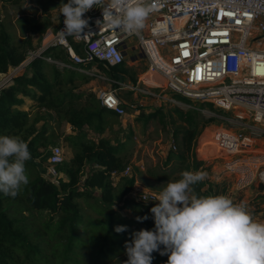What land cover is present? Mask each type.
I'll use <instances>...</instances> for the list:
<instances>
[{"label":"trees","instance_id":"obj_1","mask_svg":"<svg viewBox=\"0 0 264 264\" xmlns=\"http://www.w3.org/2000/svg\"><path fill=\"white\" fill-rule=\"evenodd\" d=\"M20 1L0 0V14L5 3ZM18 24L27 36L15 40L0 20V78L35 51L31 35L37 37L39 45L46 29L54 26L50 17L34 15L21 16ZM44 54L53 59L66 58L59 47L48 48ZM23 70L0 91V136L19 137L28 144L32 157L25 162L28 185L22 186L15 198L0 193V264H123L128 258L124 245L131 239V233L153 229L154 219L150 211L153 206L131 198L134 176L121 175L120 181L114 183L116 175L112 173L124 168L121 153L125 143H113L103 133L116 114L103 107L93 93L87 95V101L77 105L85 92L75 91L74 79H86L77 71L59 69L41 58L33 59ZM123 70L122 65L108 69L115 77V73ZM29 87L36 91H29ZM18 95L28 96L37 106L63 114L72 129L78 131L73 141L75 153L57 165L60 189L43 176L44 166L32 161L39 157L46 161L49 154L44 155L39 150L41 146L48 148L50 143H47L44 123L37 127L41 121L39 115L16 107L21 103ZM177 99L191 103L180 96ZM203 104L212 107L210 103ZM175 111L186 124L176 129L180 152L174 158L170 150L162 166L156 163L147 167V175L152 178H159L158 168L163 169L174 160L182 166L193 152L197 123H193L189 113ZM89 130L99 134L97 139L87 137ZM193 160L195 170L203 164L194 157ZM185 167L188 170V165ZM205 182L193 185L198 195L207 196L213 190L208 185V189L202 191ZM77 199H93L95 204L88 206L94 208L98 216L82 215ZM126 209L131 211L130 216L121 213ZM145 215L149 218L143 222L136 219ZM118 225H126L127 231L115 232ZM152 256V264H166L168 260L159 252H153Z\"/></svg>","mask_w":264,"mask_h":264},{"label":"built area","instance_id":"obj_2","mask_svg":"<svg viewBox=\"0 0 264 264\" xmlns=\"http://www.w3.org/2000/svg\"><path fill=\"white\" fill-rule=\"evenodd\" d=\"M150 3L153 11L143 27L131 34L97 25L96 21L103 20V16L100 9L93 8L84 14L89 25L81 35H61L65 28V17L61 14L57 25L48 27L42 35L39 47L0 78V91L35 58L88 73L87 68L94 64L109 69L122 65L126 57L137 62L140 58L135 54L129 56L128 51L138 48L146 68L137 85L127 88L145 93L139 83L159 86L191 103L238 109L239 118L247 113L256 122L263 120L264 0H150ZM128 40L134 44L126 46ZM51 47L63 49L69 62H58L45 55ZM145 77L159 81L147 83ZM96 97L116 116L122 118L126 114L115 89H100ZM202 137L194 141V158L203 163L206 159L199 152L207 143H201ZM254 140L249 134L218 128L210 137L209 148L217 153L213 158L235 157L224 166L228 175H235L237 189L254 183L262 186L260 193L264 194V153L256 152ZM64 160L62 147L52 146L43 176L58 183L57 165ZM129 170L130 166H126L119 172L127 176ZM130 195L142 203L155 202L144 201L143 195L148 199L157 197L135 184Z\"/></svg>","mask_w":264,"mask_h":264},{"label":"rangeland","instance_id":"obj_3","mask_svg":"<svg viewBox=\"0 0 264 264\" xmlns=\"http://www.w3.org/2000/svg\"><path fill=\"white\" fill-rule=\"evenodd\" d=\"M60 3L59 0H21L18 4L5 3L2 7L0 20L4 28L13 38L20 40L27 36V33L18 24L21 16L34 15L36 17H50L52 24L55 26L61 15L58 9ZM31 38L33 44L38 48L37 37L31 35ZM133 44L134 42L130 40L126 42V46ZM134 54L140 60L134 62L126 57L124 61L126 67H123L124 70L114 74L117 78L112 76L108 69L99 63L89 66L87 68L88 73L80 72L81 75L86 76V79H74L72 87H80L86 94V96H82L79 99L77 105L87 101V95L91 93L96 95L100 89H115L117 94L125 101L124 108L126 114L123 118L115 116L116 118L113 119L111 128L105 131L103 136L111 138L113 143L117 141L125 143V149L121 153V157L125 160L123 163L124 168L130 166L127 175L135 177V186L140 187L143 191L155 193L158 196L161 189L166 186L164 183L168 180L176 181L180 179V173L186 170L185 166L188 165V171L196 172L203 170L207 173V177L203 180L206 181V185L202 187V191L208 189V185H210L215 190H212L210 195L224 194L235 203L243 202L254 219L264 221V194L260 193L262 186H257L252 183L247 187L237 189L234 182V179H236L235 175H228L226 167L224 166L226 161L235 157L213 158L217 153L211 151L209 148V140L213 132L218 128H224L237 134L251 135L255 138L254 148L256 152L264 153V119L256 122L247 113H243V117L239 118L237 116L238 109L224 110L215 106L202 105L199 102L185 103L177 99V95L169 91H164L159 86L142 85L139 83L138 86L140 89L147 93H143L141 90L133 91L127 88V86H136L140 74L142 75V72L146 68L145 58L143 60L141 59L142 56L138 48H135L134 51H128L129 56ZM56 60L58 62H69L67 58L62 57ZM46 63L55 64L59 69L65 68L54 62L46 61ZM145 80L151 84L153 82L158 83L159 81V79L152 80L146 77ZM28 90L36 91L32 87H29ZM18 96L20 97L22 95ZM175 110L181 111L184 115L189 113L192 116L193 123H197L195 140L203 136L201 143H207L206 146L202 147L203 153L199 152V156L204 157L206 161L196 170L193 169V157L196 147L193 145V153L188 155L189 159L187 162H183L181 166L178 160H174L167 167L164 166L163 169H159L156 166L158 171H160V176H158L159 178H152L147 175V167L153 166L156 163H160L162 166L170 150L173 152L174 158L180 152L179 135L176 133V129L186 124L179 120ZM26 111L30 114L36 113L39 115L41 121L37 123V127L39 128L44 123V127L47 129V143H50V145L48 148L41 146L39 151H43V154L46 155L49 154L52 146L58 145L62 147L65 159H69L75 153L76 147L73 144L74 136L70 132H66L68 125L63 114L43 109L33 101ZM87 137L89 139H97L98 135L92 131H88ZM32 161L41 163L43 166L46 165V161L41 160L40 157ZM42 165H40V168ZM121 175L126 176L119 172L113 179L114 183L120 181L118 177ZM131 198L133 201L139 203L136 196H131ZM77 202L82 215L86 217L98 216L94 208L88 206L89 203L95 204L93 199H77ZM157 203L158 201L147 204L155 206ZM121 213L125 216L131 215V211L128 209L121 211ZM38 222L39 220L37 219L36 226H38Z\"/></svg>","mask_w":264,"mask_h":264},{"label":"clouds","instance_id":"obj_4","mask_svg":"<svg viewBox=\"0 0 264 264\" xmlns=\"http://www.w3.org/2000/svg\"><path fill=\"white\" fill-rule=\"evenodd\" d=\"M153 7L150 0H61L58 9L65 28L60 33L81 35L89 25L84 14L97 8L103 16L97 25L131 34L143 27ZM31 158L22 139L0 136V193L15 198L28 185L25 162ZM180 177L164 183L153 199L143 195L146 202L158 201L150 209L154 228L131 233L123 264H152L153 252L167 256L166 264H264V221L254 219L243 202L235 203L227 195H198L192 186L207 177L205 171L184 170ZM125 231L126 225L115 227L117 233Z\"/></svg>","mask_w":264,"mask_h":264},{"label":"crops","instance_id":"obj_5","mask_svg":"<svg viewBox=\"0 0 264 264\" xmlns=\"http://www.w3.org/2000/svg\"><path fill=\"white\" fill-rule=\"evenodd\" d=\"M130 61H133L132 59H130ZM23 73V71L20 73V74H22ZM140 76H141V74H140ZM116 78H117V76H116ZM140 78V77H139ZM139 78H138V80H137V82L139 81ZM68 88H69V86H68ZM75 91H77V92H84V90L83 89H81L80 87H77L76 89H75ZM83 96H86V94H84ZM20 98H21V103L18 105V106H16L17 108H19V109H22V110H27L28 109V107L32 104V99L30 98V97H28V96H20ZM120 99H121V101L123 102V104H125V101L120 97ZM85 101V100H84ZM31 102V103H30ZM43 109H45V108H43ZM123 118V117H122ZM108 120V119H107ZM112 122H113V120H111V121H108V126H107V128L105 129V131H107L109 128H111V124H112ZM67 125H68V130L66 131V132H70V134H72L73 136L78 132L77 130L75 131V130H73L72 129V127H71V125L69 124V123H67ZM89 131H92V130H89ZM104 131V132H105ZM92 132H94V131H92ZM94 134H96V135H98L99 136V134L98 133H95L94 132ZM74 139H75V137H73V141H74ZM92 139H94V138H92ZM113 142V141H112Z\"/></svg>","mask_w":264,"mask_h":264},{"label":"bare ground","instance_id":"obj_6","mask_svg":"<svg viewBox=\"0 0 264 264\" xmlns=\"http://www.w3.org/2000/svg\"><path fill=\"white\" fill-rule=\"evenodd\" d=\"M146 78H147V79H151L150 77H146ZM153 79L156 80V79H159V78H156V79H155V78H152V80H153Z\"/></svg>","mask_w":264,"mask_h":264},{"label":"water","instance_id":"obj_7","mask_svg":"<svg viewBox=\"0 0 264 264\" xmlns=\"http://www.w3.org/2000/svg\"><path fill=\"white\" fill-rule=\"evenodd\" d=\"M57 187H58V189H60V187H59V185H58V183H54Z\"/></svg>","mask_w":264,"mask_h":264},{"label":"flooded vegetation","instance_id":"obj_8","mask_svg":"<svg viewBox=\"0 0 264 264\" xmlns=\"http://www.w3.org/2000/svg\"><path fill=\"white\" fill-rule=\"evenodd\" d=\"M123 64H124V63H123ZM123 64H122V67H126V64H124V65H123Z\"/></svg>","mask_w":264,"mask_h":264}]
</instances>
